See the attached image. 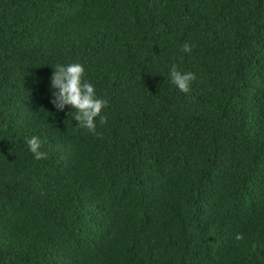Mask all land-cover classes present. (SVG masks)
<instances>
[{
    "label": "trees",
    "instance_id": "trees-1",
    "mask_svg": "<svg viewBox=\"0 0 264 264\" xmlns=\"http://www.w3.org/2000/svg\"><path fill=\"white\" fill-rule=\"evenodd\" d=\"M0 264H264V0H0Z\"/></svg>",
    "mask_w": 264,
    "mask_h": 264
},
{
    "label": "clouds",
    "instance_id": "clouds-1",
    "mask_svg": "<svg viewBox=\"0 0 264 264\" xmlns=\"http://www.w3.org/2000/svg\"><path fill=\"white\" fill-rule=\"evenodd\" d=\"M181 49L185 53H190L192 45L186 41L181 45ZM52 67L54 70L50 77V102L57 111L64 110L65 106L70 105L71 118L77 121L76 124L99 135L97 122L101 125L106 122V117L101 113L108 100L97 95L94 84L84 78L85 69L81 63H56ZM194 78V73L181 71L176 64H172L169 68L168 79L181 92H188L190 82ZM25 143L33 159L39 160L46 156L39 136L26 137Z\"/></svg>",
    "mask_w": 264,
    "mask_h": 264
}]
</instances>
